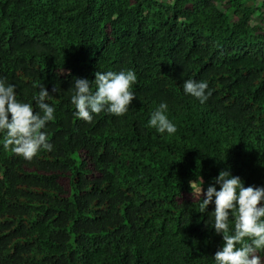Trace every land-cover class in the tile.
I'll return each mask as SVG.
<instances>
[{"label":"trees","instance_id":"1","mask_svg":"<svg viewBox=\"0 0 264 264\" xmlns=\"http://www.w3.org/2000/svg\"><path fill=\"white\" fill-rule=\"evenodd\" d=\"M124 70L125 116H74L75 78ZM0 79L34 111L44 85L56 117L51 152L0 144V264H215V205L198 213L190 182L264 187V0H0ZM161 102L173 135L148 127Z\"/></svg>","mask_w":264,"mask_h":264},{"label":"clouds","instance_id":"2","mask_svg":"<svg viewBox=\"0 0 264 264\" xmlns=\"http://www.w3.org/2000/svg\"><path fill=\"white\" fill-rule=\"evenodd\" d=\"M137 76L133 70L98 71L94 82L75 78L70 88V102L76 109L77 119L91 123L94 115L107 113L123 117L137 98L133 86ZM93 86L95 91L92 90ZM186 96L205 104L212 96L207 81L186 79L183 86ZM60 93V88H54ZM68 91V92H69ZM52 98L42 85L31 103L17 99L16 87L0 79V144L5 151L32 161L42 151H53L47 138L46 126L55 120V108L48 103ZM169 106L161 102L150 112L148 127L159 134L173 135L176 125L169 118ZM201 181L190 182L193 195L201 198L198 213L205 214L210 205H215L209 216H214V229L222 236L223 245L215 253V264H260L258 251H264V187H245L239 176L230 171H221L206 192ZM217 185L219 190H217ZM230 217L234 218V230H230ZM250 241V242H249Z\"/></svg>","mask_w":264,"mask_h":264}]
</instances>
